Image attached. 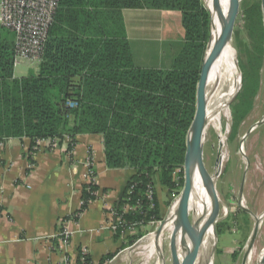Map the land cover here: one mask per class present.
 I'll return each mask as SVG.
<instances>
[{"label": "trees", "instance_id": "1", "mask_svg": "<svg viewBox=\"0 0 264 264\" xmlns=\"http://www.w3.org/2000/svg\"><path fill=\"white\" fill-rule=\"evenodd\" d=\"M124 10L181 14L183 42L170 68L135 64L121 22ZM211 25L202 0H60L42 63L20 78L15 76L16 35L0 25V144L29 139L33 162L39 142H49L47 150L53 152L55 143L61 146L66 139L74 144L79 135L102 136L107 167L135 172L118 212L125 226L117 229V237H125L128 227L136 225L126 236L132 246L140 238L133 232L162 220L157 186L171 198L184 184ZM242 88L233 106L239 120L258 92L259 70L244 74ZM71 102L77 106L69 107ZM150 187L155 189L153 208L146 198ZM98 191L97 185H86L83 206L67 220H78L97 200ZM139 202L141 208L125 213L126 206ZM4 215L0 206V218ZM116 254L99 264H109Z\"/></svg>", "mask_w": 264, "mask_h": 264}, {"label": "crops", "instance_id": "2", "mask_svg": "<svg viewBox=\"0 0 264 264\" xmlns=\"http://www.w3.org/2000/svg\"><path fill=\"white\" fill-rule=\"evenodd\" d=\"M179 14L152 10L120 13L137 66H172L184 36ZM165 47L164 53L161 49ZM34 68L30 69L37 71ZM30 145L29 139L0 144V206L5 213L0 221V264H65L66 259L80 264L84 248L92 264H99L109 254L117 253V258L127 237L118 238L117 230L109 224L116 221L135 172L107 167L100 135H79L74 144L65 140L53 152L45 143L33 162L28 157ZM90 162L97 176L98 198L78 220H67L81 208ZM157 197L163 211L169 194L158 185ZM66 221L73 232L68 246L58 237Z\"/></svg>", "mask_w": 264, "mask_h": 264}, {"label": "rangeland", "instance_id": "3", "mask_svg": "<svg viewBox=\"0 0 264 264\" xmlns=\"http://www.w3.org/2000/svg\"><path fill=\"white\" fill-rule=\"evenodd\" d=\"M202 2L209 10L206 6V0H202ZM236 3L237 13L231 38L234 55L242 74L243 84L246 72L256 74V71L259 70V89L252 100V106L247 111V115L243 120H239L233 113V106L237 104L238 97L242 94V88L234 103L231 104L232 106L228 105L230 118L228 120L223 119L222 134L216 130H211L203 145V163L214 187V190L209 194L211 219L217 234V243L213 250V264H243V258L255 227L254 217L240 207L243 182V205L254 216H260L264 213V123L249 134L255 125L264 120L263 0H236ZM179 17L181 18L180 14ZM161 50L165 53L167 47ZM28 66L21 64L16 67L17 77L30 76L33 70ZM230 87L231 94L236 87L235 76L230 82ZM242 149L246 154V159ZM223 150L226 152L225 161L219 168L217 160ZM183 173L184 184L179 193L171 198H165L161 214L162 220L150 223L148 226L133 232V236L139 235L140 238L132 246H129V239H126L125 246L127 247L122 249L118 257L109 264H157L158 258H150L149 252L145 251L146 239L159 231L162 224L167 220L174 203L183 193L185 166ZM188 221L192 229L194 212ZM197 252L194 254L191 264H208L211 249L207 255ZM164 255L166 264H171L170 260L176 256L175 252L170 251L168 246L164 248ZM263 256L264 220L261 223L249 264H258Z\"/></svg>", "mask_w": 264, "mask_h": 264}, {"label": "bare ground", "instance_id": "4", "mask_svg": "<svg viewBox=\"0 0 264 264\" xmlns=\"http://www.w3.org/2000/svg\"><path fill=\"white\" fill-rule=\"evenodd\" d=\"M206 6L213 18L212 34L206 57H210L214 52L215 55L206 83L203 145L206 136L211 130H216L222 134L223 119L228 120L230 118L228 105L231 106L236 100L243 85L242 74L237 66L231 40L223 44L226 35V23L231 11L230 1L206 0ZM234 76L236 87L234 92L230 94V82ZM191 137L192 134H190ZM225 156L226 152L223 150L219 158V168L222 167ZM186 174V180L189 185L188 194L185 195L183 192L180 195L159 231L146 239L145 251L149 252L150 258H158L157 264H166V259L164 258L165 246H168L169 250H173L176 254L174 259L171 258V264H182L188 249L196 245H198V252H201L202 255H207L211 249L208 264H213V250L217 243L215 225L211 220L205 231H203V225L205 224L204 218L211 217L209 194L214 190V187L209 188L205 184L199 164L196 161L187 165ZM193 212L194 224L191 229L188 220ZM250 260L251 256L249 262Z\"/></svg>", "mask_w": 264, "mask_h": 264}, {"label": "built area", "instance_id": "5", "mask_svg": "<svg viewBox=\"0 0 264 264\" xmlns=\"http://www.w3.org/2000/svg\"><path fill=\"white\" fill-rule=\"evenodd\" d=\"M60 0H0V25L15 33L16 35V61L15 68L21 64H27L31 67L38 68L42 63L45 47L49 37V31L55 20ZM69 107H76L77 104L71 102ZM70 140V139H66ZM45 143L50 146L49 142H39V148ZM57 147L55 143L54 148ZM34 167L31 164V168ZM88 172L86 175L87 185H97V176L92 167V162L88 164ZM155 189L150 187L147 191V201L150 207H154ZM84 202L82 201L81 207ZM141 208L140 202L136 207L126 206L125 212L135 211ZM116 221L111 222L109 227L117 230L121 226H125L124 221L117 215ZM1 221V218H0ZM154 223V222H153ZM152 224V223H151ZM136 225H130L125 233L133 231ZM59 240L64 246H68L73 237L68 222H64L59 232ZM82 264L87 263L88 251L82 250ZM65 264H72L70 259L65 260ZM90 264H92L90 262Z\"/></svg>", "mask_w": 264, "mask_h": 264}, {"label": "water", "instance_id": "6", "mask_svg": "<svg viewBox=\"0 0 264 264\" xmlns=\"http://www.w3.org/2000/svg\"><path fill=\"white\" fill-rule=\"evenodd\" d=\"M231 4V11L228 16V20L226 23V35L224 38L223 44H226L229 42L232 38L233 34V29H234V24H235V17L237 13V3L236 0H229ZM263 12H264V0H263ZM215 52L211 54L210 57H206L203 67H202V72L200 76V81L198 84V89H197V105H196V113L194 117V122L192 124L191 131L189 133L188 141H187V153H186V161H185V187H184V194L187 195L189 192V185L186 180V168L187 165L190 164L191 162L196 161L199 164V169L201 171V174L203 176V179L205 180V184L209 188H213V183L211 184V177L208 174L207 170L205 169L204 163H203V129H204V122H205V111H206V106H205V94H206V83H207V78L209 74V69L212 64L213 58H214ZM264 123V120L260 121L257 125H255L249 132L251 134L254 129L261 124ZM190 134H192V137L190 138ZM248 134V135H249ZM247 137V136H246ZM245 139V138H244ZM243 156L246 159V154L243 151ZM220 158V156H219ZM219 158L217 160V163L219 162ZM245 181V180H244ZM243 189H244V182L241 188V193H240V207L250 215H252L255 219V227L252 233V236L250 238V242L247 246L244 258H243V264H249V258L252 254L253 247L255 245V242L257 240V237L259 235L261 223L264 220V213L260 216H254L249 209H247L243 205ZM209 194V193H208ZM211 217H206L204 218L205 224L203 225V231L208 227L209 223L211 222L212 219ZM198 245L192 246L191 248L188 249L182 264H191V261L193 259L194 254L198 251L197 249ZM258 264H264V256L262 257L261 261Z\"/></svg>", "mask_w": 264, "mask_h": 264}]
</instances>
